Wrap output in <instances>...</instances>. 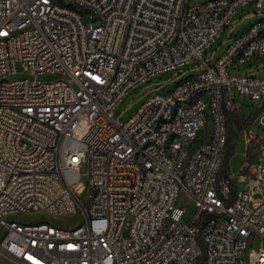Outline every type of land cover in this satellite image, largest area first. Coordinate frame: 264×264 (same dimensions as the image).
<instances>
[{"label": "built area", "instance_id": "2783aa9c", "mask_svg": "<svg viewBox=\"0 0 264 264\" xmlns=\"http://www.w3.org/2000/svg\"><path fill=\"white\" fill-rule=\"evenodd\" d=\"M245 103L264 0H0L1 264H264V149L221 174Z\"/></svg>", "mask_w": 264, "mask_h": 264}, {"label": "rangeland", "instance_id": "374dc122", "mask_svg": "<svg viewBox=\"0 0 264 264\" xmlns=\"http://www.w3.org/2000/svg\"><path fill=\"white\" fill-rule=\"evenodd\" d=\"M83 20L87 21L88 18L84 17ZM248 21L249 17L245 18V20L238 27L247 24ZM229 32L230 30L222 34L221 38L217 41V45H219L221 41L226 39L227 34ZM225 48L226 44H223L222 51H224ZM20 70H22V68H20ZM233 71L234 70H231V72ZM171 76L172 73H169L162 76L161 78H156L149 87L145 88V90L142 88H137L136 90L132 91L129 95L124 98V101L120 105L117 113H121L123 110H125L128 105L132 102V100L136 98L139 101L137 105L132 106L124 114V119L130 117L136 110L137 106L140 104V98L142 97V94L152 92L153 89L158 88L156 87L158 81H166V89L172 88L174 86L173 82L176 77L170 78ZM259 106V104L249 106L247 108H244L240 112V115L242 116L243 120H249L251 123L250 125H248V127H245L244 129H237L234 127L236 130V139L233 142L235 147V155L229 160L230 173H236L239 170H250L252 165L257 162L260 152H262L264 149V110L262 109V107ZM205 132L206 128H201L198 131V136L200 138H203L205 136ZM187 208L189 211H192L193 205H187ZM38 217V215L25 214L21 217V221L30 222ZM82 217V214L79 213L69 217L54 218L53 221L57 226L74 227L75 225L81 222ZM258 245L259 242H256L255 247H257Z\"/></svg>", "mask_w": 264, "mask_h": 264}, {"label": "trees", "instance_id": "16d2710c", "mask_svg": "<svg viewBox=\"0 0 264 264\" xmlns=\"http://www.w3.org/2000/svg\"><path fill=\"white\" fill-rule=\"evenodd\" d=\"M249 106H253V104L245 103L242 110ZM262 109L264 110V105L262 106ZM240 112H231L228 114L229 129H228L227 151L225 155L224 165L221 171V174L223 175H226L229 172V160L235 155V147L233 144L234 140L236 139L235 128L244 129L245 127H248V125H250L251 123L249 120L244 121L242 116L240 115Z\"/></svg>", "mask_w": 264, "mask_h": 264}]
</instances>
